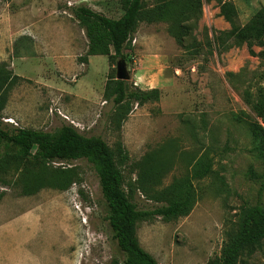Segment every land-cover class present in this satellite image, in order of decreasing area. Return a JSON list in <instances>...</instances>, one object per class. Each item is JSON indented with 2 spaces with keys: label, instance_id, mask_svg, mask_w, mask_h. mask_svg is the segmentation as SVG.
Wrapping results in <instances>:
<instances>
[{
  "label": "rangeland",
  "instance_id": "obj_1",
  "mask_svg": "<svg viewBox=\"0 0 264 264\" xmlns=\"http://www.w3.org/2000/svg\"><path fill=\"white\" fill-rule=\"evenodd\" d=\"M229 1L242 25L264 7V0ZM186 2L144 0L124 51L128 82L160 96L144 105L131 100L125 115L106 95L121 59L112 65L89 55L74 13L84 5L118 19L121 0H0L1 129L72 125L101 136L126 193L148 211L163 203L152 194L192 179L201 156L212 158L215 173L193 179L198 198L187 216L136 224L140 246L159 264H209L243 211L264 207V145L256 146L264 141V45L254 54L247 44L219 49L216 36L231 29L219 3L203 0L198 17L187 20L180 16ZM15 150L0 147V264H123L95 167L22 159ZM11 248L22 254L9 260ZM249 264H264V252Z\"/></svg>",
  "mask_w": 264,
  "mask_h": 264
},
{
  "label": "trees",
  "instance_id": "obj_2",
  "mask_svg": "<svg viewBox=\"0 0 264 264\" xmlns=\"http://www.w3.org/2000/svg\"><path fill=\"white\" fill-rule=\"evenodd\" d=\"M216 1L220 5L221 16L231 27L230 31L216 36L217 47L228 50L247 44L251 54H254L253 46L264 45V7L242 25L238 10L231 1ZM121 3L124 13L118 19L84 5L74 10L77 19L86 27L89 55L107 56L112 65L119 58L127 60L125 48L144 14V0H121ZM202 4L203 0H187L180 16L187 20L198 17ZM187 29L188 26L181 27L184 33ZM6 82L7 76L0 73V110L3 108L2 93ZM132 89L128 81L117 80L115 74L106 86V95L113 98L118 111H124L125 115L131 100L144 105L160 96L158 89ZM259 141L264 145L263 139L257 138L256 146ZM5 143L13 146L16 155L22 159L62 163L87 160L95 167L107 204V220L112 237L125 254L123 264H159L140 246L136 237V224L153 217L171 219L187 216L198 198L193 179L204 180L215 173L212 158L204 154L196 163L192 179L177 181L166 190L151 195L163 203L148 211L140 209L126 193L123 173L116 164L113 151L101 136L87 137L72 125H63L55 132L25 128L12 132L0 128V147ZM236 226L220 256L212 259L209 264H249L257 252H264V207L246 208Z\"/></svg>",
  "mask_w": 264,
  "mask_h": 264
},
{
  "label": "water",
  "instance_id": "obj_3",
  "mask_svg": "<svg viewBox=\"0 0 264 264\" xmlns=\"http://www.w3.org/2000/svg\"><path fill=\"white\" fill-rule=\"evenodd\" d=\"M116 78L117 80L129 81L131 75L128 71L127 63L125 60H119L116 65Z\"/></svg>",
  "mask_w": 264,
  "mask_h": 264
},
{
  "label": "crops",
  "instance_id": "obj_4",
  "mask_svg": "<svg viewBox=\"0 0 264 264\" xmlns=\"http://www.w3.org/2000/svg\"><path fill=\"white\" fill-rule=\"evenodd\" d=\"M11 235V233H9ZM15 249V250H14ZM18 254H22V250L19 249V248H11V250L9 251V253L5 254L6 256H10L9 260L14 257V256H17Z\"/></svg>",
  "mask_w": 264,
  "mask_h": 264
}]
</instances>
